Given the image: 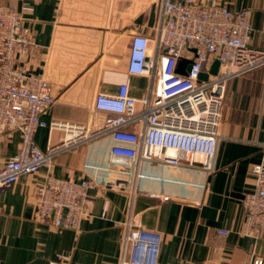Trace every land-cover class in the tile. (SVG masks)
Instances as JSON below:
<instances>
[{"label": "crops", "instance_id": "obj_1", "mask_svg": "<svg viewBox=\"0 0 264 264\" xmlns=\"http://www.w3.org/2000/svg\"><path fill=\"white\" fill-rule=\"evenodd\" d=\"M3 1L16 6L37 43L28 56L30 71L53 84L56 102L42 115L48 125L34 136L42 150L77 136L50 126L53 119L84 122L91 130L101 124L103 115L94 109L98 92L114 94L129 80L134 96L145 94L148 78L128 73V43L133 30L151 32L158 0ZM221 1L252 8L250 44L264 48V0ZM218 132L213 171L199 155L189 156L192 164L145 162L135 193L90 189L91 215L78 230L37 219V187L50 172L77 180L92 176L107 163L113 142L105 135L60 152L51 166L0 190V264H54L62 254L68 264H119L128 219L160 234L157 264H239L254 252L264 256V237L240 233L243 198L255 187L251 168L262 158L264 68L227 82ZM20 141L19 130L0 127V166L17 154Z\"/></svg>", "mask_w": 264, "mask_h": 264}, {"label": "built area", "instance_id": "obj_2", "mask_svg": "<svg viewBox=\"0 0 264 264\" xmlns=\"http://www.w3.org/2000/svg\"><path fill=\"white\" fill-rule=\"evenodd\" d=\"M158 6L151 32L133 30L128 43V73L148 78L145 94L134 96L129 80L120 83L114 94L98 92L94 109L103 115L101 124L91 130L84 122L53 119L50 126L77 136L42 150L34 136L48 125L42 115L56 102L53 84L30 71L28 56L37 43L16 6L0 0V127L19 130L21 135L17 154L0 166V190L23 175L51 166L57 154L83 141L109 135L113 142L107 163L97 166L92 176L79 180L51 172L45 176L36 190L38 220L78 230L91 215L90 189L135 193L145 162L192 164L189 156L199 155L203 167L214 170L227 82L264 68V48L250 44L253 10L233 9L221 0H158ZM182 57L192 59L187 74L176 70ZM215 60L220 66L212 74ZM203 71L209 73L207 79L200 77ZM251 173L255 187L243 198L240 233L260 238L264 237V141L261 161ZM217 232L226 235L229 230L218 228ZM121 242L119 264L158 263V232L128 219ZM69 260L62 254L52 263L68 264ZM239 264H264V256L254 252Z\"/></svg>", "mask_w": 264, "mask_h": 264}, {"label": "water", "instance_id": "obj_3", "mask_svg": "<svg viewBox=\"0 0 264 264\" xmlns=\"http://www.w3.org/2000/svg\"><path fill=\"white\" fill-rule=\"evenodd\" d=\"M195 50V49H194ZM191 64H192V59L191 58H188V57H182L180 60H179V63L177 65V68L176 70L179 72V73H182V74H187L188 71L190 70L191 68ZM219 66H220V62L219 60H215L210 68V73L212 74H217L218 72V69H219ZM208 75L209 73L206 72V71H203L200 75V77L202 79H207L208 78Z\"/></svg>", "mask_w": 264, "mask_h": 264}]
</instances>
